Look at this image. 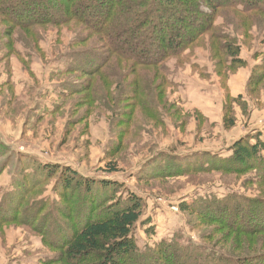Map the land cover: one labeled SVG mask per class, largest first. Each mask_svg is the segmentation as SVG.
Returning a JSON list of instances; mask_svg holds the SVG:
<instances>
[{"label":"rangeland","instance_id":"1","mask_svg":"<svg viewBox=\"0 0 264 264\" xmlns=\"http://www.w3.org/2000/svg\"><path fill=\"white\" fill-rule=\"evenodd\" d=\"M41 1L25 0L22 20L31 27H24L12 22L13 0H0V264H65L50 242L66 227L56 214L78 215L72 203L81 196L62 206L61 179L43 170L48 166L122 186L106 188L114 192L111 202L141 199L136 258L128 264H160V246L170 249L167 256H199L255 245L258 236L229 228L235 215L241 227L248 219L264 225V161L236 175L217 170L213 159L229 157L247 134L264 142V73L256 70L264 64V0H239L243 12L194 5L192 13L206 15L197 18L204 28L198 36L189 31L182 51L155 67L120 61L118 48L133 46L93 32L94 22L60 21L63 0H45L52 17L40 19ZM137 41L138 48L143 37ZM229 44L243 63L234 73L220 49ZM251 75L260 88L250 93ZM228 94L239 99L229 129ZM258 229L264 251V226Z\"/></svg>","mask_w":264,"mask_h":264},{"label":"trees","instance_id":"2","mask_svg":"<svg viewBox=\"0 0 264 264\" xmlns=\"http://www.w3.org/2000/svg\"><path fill=\"white\" fill-rule=\"evenodd\" d=\"M47 2L42 0L39 4L41 12L39 11L40 14L38 16L40 19L47 18L48 15L52 17L48 10L49 4ZM62 2H64L65 6L62 9L64 15H62L60 21H79L80 18H84L89 23L94 22L92 26H89L90 29H93V32H98L109 40L112 38L118 40V42L124 40L129 47L130 45L133 46L128 51L118 48L116 57L120 61H131L138 67L158 66L157 62L163 59L166 54L169 55L170 52L173 53L177 50L176 53L178 54L182 51L181 46L188 40L189 31L197 30L195 36L199 35V30L204 27L202 28L200 25L201 21L197 20V18L198 15L202 16L205 14L199 11L192 13L194 5L203 2L204 5H208L209 8L218 11L227 10L228 7L237 12L244 11V7L239 4V0H63ZM24 4L25 0H13V4L9 7V13L12 14L13 23L16 21L19 25L25 27V25L30 26L31 23L27 24L22 20L27 13L22 11V8L26 7V4L25 6ZM39 6L37 5L36 9ZM252 7L255 8L254 6ZM259 7L258 11L264 13V2ZM19 19L21 21H17ZM185 20L188 21L184 25ZM193 21L196 24L195 26L192 25ZM116 23H118V28L114 27ZM104 32H108L107 36ZM142 37L141 45L138 48L134 47L140 41H137V39ZM192 38L190 39L192 40ZM235 48L233 49L231 44L223 48L220 47L222 51L225 50L230 66L233 68L237 66L235 69H230L231 73L243 66L242 61L235 57L239 50V48ZM135 51L138 53H132ZM132 54H138V57H133ZM225 60L226 58L223 61L224 65H226ZM106 61L107 59L104 61L103 67L108 63ZM256 70L264 73V64L257 66ZM226 79L227 77H225V81ZM258 80L259 77L257 79L255 75H251L248 82L250 93L253 90L252 87L260 88ZM226 97L230 107L226 108L223 123L224 127L229 129L234 125V120L232 119L233 107L231 106L239 99H232L229 94ZM254 139L255 141L252 143L251 141ZM119 146L120 144H118ZM230 150L232 154L229 157L213 159L215 162L218 161V163L214 164L217 170L236 175L245 174L251 171L252 168H256L258 162L264 161L262 155L264 142L260 139L259 134L256 136L247 134L243 138L237 139ZM114 152H109V158L114 156ZM109 165V172L116 171L117 167L115 165L110 163ZM43 170L49 172V176H54L57 173V181L61 179V191L64 201L62 206L70 204L73 194L81 196L78 202L74 199L72 203L75 207L72 210L75 213L76 209L80 208L78 215H73L71 212L64 215L66 213L63 211H57L56 214L57 223L66 227L63 229L64 233L59 238L60 240L55 239L50 242L52 246H57V253L63 263L128 264L127 262L133 256L136 258V246L132 232L141 218V199L137 196H130L125 202L120 199L111 202L114 199V192L108 194V191L106 193V188L114 190L116 187L122 188V186L111 182L82 178L67 168L60 169L59 167L48 166L43 168ZM260 175L264 176V168L261 170ZM180 209L187 210L184 204L180 205ZM235 216V221H230L232 224L229 229L235 228V233L241 235L258 236L255 239V245H252L253 241H248L247 243L245 241L243 249H240V253H236V255H234V251H230L232 254L228 253L227 255L219 253L209 254V251L204 249V252H199V256L191 255L186 250L167 256L170 249L160 246L157 249L159 257L155 259V262L160 264H196L191 263L190 260L193 258V260L198 261V264H264V251L260 247L263 242L260 234L263 231H258V227L264 225L255 224L251 219H248L249 225L244 228L239 226V223L244 222L242 217L240 215ZM215 221H218V219H215ZM262 221H264V217H262ZM57 241H60V243L56 244ZM201 248L198 247V249ZM42 263L44 264L46 261Z\"/></svg>","mask_w":264,"mask_h":264}]
</instances>
